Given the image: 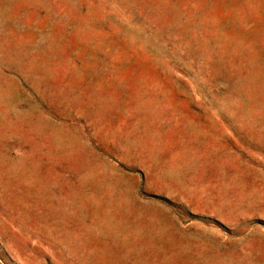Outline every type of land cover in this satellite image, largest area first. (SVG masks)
I'll return each instance as SVG.
<instances>
[{
  "label": "rangeland",
  "instance_id": "obj_1",
  "mask_svg": "<svg viewBox=\"0 0 264 264\" xmlns=\"http://www.w3.org/2000/svg\"><path fill=\"white\" fill-rule=\"evenodd\" d=\"M165 248L264 264V0H0V264Z\"/></svg>",
  "mask_w": 264,
  "mask_h": 264
},
{
  "label": "crops",
  "instance_id": "obj_2",
  "mask_svg": "<svg viewBox=\"0 0 264 264\" xmlns=\"http://www.w3.org/2000/svg\"><path fill=\"white\" fill-rule=\"evenodd\" d=\"M128 208H129V206L126 203H121V206H119V210H118L119 212L118 213L124 212V210L125 209H128ZM154 219L155 218L152 217V219L148 220L146 222L145 227H153L154 226ZM121 231H122V229H121ZM131 235L132 234H130L128 232H125V233L122 232V234L120 232L119 233H114V234L113 233H106V237L109 240H117L118 241L117 242L118 243V246L117 247L120 250H124L125 251V254H130L129 251L131 252L133 250V247L137 251V249L135 248V247H137L136 245L129 244V239L131 238ZM139 235H141V234L138 232L137 233V237ZM168 247H170V246H168ZM175 247H177V246H175ZM173 249H175V248H173ZM169 250H171V249L170 248H165L163 250L165 252H160V254H159V255L162 256L161 260L163 261V264H167L168 257L170 255Z\"/></svg>",
  "mask_w": 264,
  "mask_h": 264
}]
</instances>
